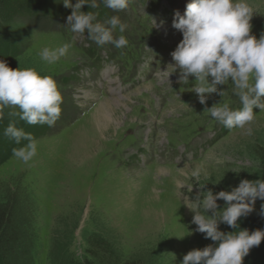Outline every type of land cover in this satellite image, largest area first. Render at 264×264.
I'll list each match as a JSON object with an SVG mask.
<instances>
[{
	"label": "rangeland",
	"instance_id": "obj_1",
	"mask_svg": "<svg viewBox=\"0 0 264 264\" xmlns=\"http://www.w3.org/2000/svg\"><path fill=\"white\" fill-rule=\"evenodd\" d=\"M247 3L255 9L251 34L259 39L264 33V0ZM148 6L141 0H129L127 10L109 9L107 16L97 17L103 23L118 15L127 25L124 33L116 29L114 37L124 35L128 45L123 52L141 57L132 62L136 68L140 66L142 73L136 86L125 85L122 72L115 78L112 72L118 68L110 63L100 75L96 69H90L96 59L87 50L93 48L90 53L94 54L100 46L88 39L87 33L73 34L62 12V18H52V14L34 16L23 11L9 22L12 56L8 66L14 70L32 68L41 76L52 77L63 97L62 115L54 126L26 127L25 132L39 133L32 135L37 142V155L32 161L25 164L12 154L6 157L13 139L0 142V163L4 162L0 167V207H8L16 219L19 245L12 256L17 264H86L88 240L94 234L114 243L123 261L182 264L189 251L213 244L205 239V234L196 231L193 213L183 204L184 196L194 199L201 190H211L215 195L231 191L244 179L264 180V110L258 108L254 109L251 135L219 124V134L225 135L214 143L210 159L202 163L191 161L180 166L174 163L173 168L162 167L167 156L158 149L154 161L145 158L144 162V145L154 149L166 134L171 137L183 130L194 133L203 129L202 134L207 135L212 129L207 121L213 119L205 110H195L196 101L183 105L176 102L175 96L168 95L179 78L175 74L169 80L158 77L159 69L166 70V65L159 62L164 63L158 46L164 43L173 52L183 37L172 28V22ZM163 22L169 24L165 26ZM65 43H72V47L60 61L48 64L41 60L39 53L43 48L56 49ZM100 48L103 58H107L109 50L116 51L112 44ZM230 87L234 89L231 81L218 86L225 91L223 97L212 94L216 99L206 105L198 99L197 108L208 105L210 109L223 102L233 110L241 109L239 97L230 92ZM117 99L119 106L114 103L116 111L98 132L96 143L90 144L85 154L75 155L72 145L90 132L99 105ZM140 106L152 109V114L144 115ZM154 107L159 114L157 120L152 118ZM170 118L174 119L163 126L165 134L162 123ZM16 120L20 121L15 122L16 127L28 125L19 115ZM196 139L192 135L171 138L170 157L174 160L178 152L175 146L190 149ZM197 169L201 170L198 180L193 176ZM217 204L219 210L226 206L223 200ZM242 221L243 218L238 221L237 229L221 223L219 230H256ZM2 260L4 254L0 255V264ZM251 260L264 264V249L260 245L251 249L244 264L252 263Z\"/></svg>",
	"mask_w": 264,
	"mask_h": 264
},
{
	"label": "clouds",
	"instance_id": "obj_2",
	"mask_svg": "<svg viewBox=\"0 0 264 264\" xmlns=\"http://www.w3.org/2000/svg\"><path fill=\"white\" fill-rule=\"evenodd\" d=\"M103 3L113 12L125 11L129 6V0H103ZM85 5L90 9L100 7L97 0H77L75 5L71 0H63V6L72 10L66 20L67 28L75 35L87 33V38L100 47L106 44L116 49L127 47L124 35L114 37L116 29L120 33L127 29L120 17L113 15L101 23L97 12L81 11ZM254 15L255 9L247 0H191L184 14L177 11L173 18L172 28L183 37L170 53L173 63L157 73L160 79L169 80L178 71L180 84L194 77L192 92L202 105H206L212 94L223 97L225 91L218 86L231 81L242 108L233 110L228 104L220 103L210 109L206 107L205 112L225 128L241 129L245 135L252 134L254 109L264 110V102H261L264 97V33L259 39L251 34ZM71 47L72 43L56 49L45 47L39 55L42 61L55 64ZM62 103V94L52 77L41 76L32 68L14 70L0 61V114L4 108L18 109L12 114L19 115L28 125L52 127L62 115ZM4 134L16 144L27 141L23 147L13 149L16 159L27 164L37 155V142L32 134L18 129L14 123H9ZM200 174V169L193 172L197 180ZM257 198L264 201V180L244 179L231 191L215 195L211 190H201L194 199L184 196V206L193 213L196 231L205 234V239L213 244L189 251L183 256L182 264H244L250 250L264 241V231L250 233L244 229L224 233L219 225L239 228L238 221L254 211ZM218 200L226 202L222 210H219ZM261 215H264V205Z\"/></svg>",
	"mask_w": 264,
	"mask_h": 264
},
{
	"label": "trees",
	"instance_id": "obj_3",
	"mask_svg": "<svg viewBox=\"0 0 264 264\" xmlns=\"http://www.w3.org/2000/svg\"><path fill=\"white\" fill-rule=\"evenodd\" d=\"M71 2L75 5L77 0H71ZM98 3L100 4L98 9H90L85 5L81 10L85 13L89 11L94 12V10H96L98 11L99 17H105L106 13L109 12V9L104 5L103 1ZM23 11L34 16L52 14V18H62L61 12L64 17H68L71 15L72 10L63 6V0H0V61L6 62L7 65L9 58L12 56L9 51L12 47V42L9 40L8 24L16 15H19V13ZM90 51H92V49L87 50L91 55ZM13 112H15V109L4 108L2 114H0L3 117L0 119V142L3 140L6 141L9 138L4 134L9 123L15 124V122H17L20 124V121L16 120V115L12 114ZM27 126L29 125L17 128L25 131ZM40 131L43 132L45 130L41 129ZM26 133H28V131ZM32 135L36 136L39 135V133L34 132ZM26 143L27 141H21L20 144H16L13 140L11 145H9V149L5 153V156H12L14 148L20 147V145ZM3 165L4 162L0 163V167ZM262 205H264V201L257 198L254 205V211L246 218L242 217V222H247V224L251 225V227L256 230L264 231V215H261ZM15 222L16 219L10 209H8V207H0V255L4 254V260H2L3 262L1 264H17V260L12 256L13 253H16V246L19 245V237L17 236ZM260 246L261 250L264 249V241L261 242ZM87 255L88 259L86 260V264H144L140 260H133L130 262L123 261L115 244L99 234L92 235L88 240ZM251 261L254 264H257L256 262H258L255 260ZM252 263L247 262V264Z\"/></svg>",
	"mask_w": 264,
	"mask_h": 264
},
{
	"label": "bare ground",
	"instance_id": "obj_4",
	"mask_svg": "<svg viewBox=\"0 0 264 264\" xmlns=\"http://www.w3.org/2000/svg\"><path fill=\"white\" fill-rule=\"evenodd\" d=\"M169 23H164L163 25L167 26ZM176 32H179L176 30ZM111 100H108L102 104L99 105L98 110H97V115H95L94 120L91 123V128L90 132H88V134H84L81 137L78 138V140L72 145L73 146V150L72 152L75 153V155L77 154H81L84 153L90 148V144H95L97 138L99 137L98 132L100 134V129L104 126H106L107 123H109V119H110V114L111 113H115L116 111V106H119V104H117L116 101H120V100H113L114 102L111 103ZM115 103V104H114ZM89 131V130H88ZM90 133V134H89ZM98 136V137H97Z\"/></svg>",
	"mask_w": 264,
	"mask_h": 264
}]
</instances>
